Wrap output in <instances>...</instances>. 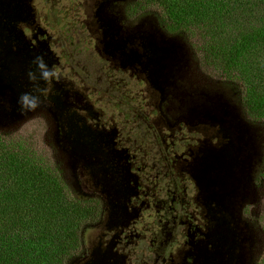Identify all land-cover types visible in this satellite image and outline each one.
Returning <instances> with one entry per match:
<instances>
[{
  "label": "rangeland",
  "instance_id": "obj_1",
  "mask_svg": "<svg viewBox=\"0 0 264 264\" xmlns=\"http://www.w3.org/2000/svg\"><path fill=\"white\" fill-rule=\"evenodd\" d=\"M235 3L247 6L239 10L244 15L229 13L225 45L245 42L248 32L264 28V0ZM162 4L0 0V131L32 143L37 159L63 174L72 189L70 194L65 190L70 203L89 199L91 191L112 196L100 177L107 170L106 157L116 149L113 143L105 145L106 138L113 142L116 137L122 147L145 156L156 133L164 132L168 144L175 137L180 154L191 150L196 155L190 159L195 163L191 174L185 171L183 195L197 202L201 232L215 235L211 250L226 252L231 264H264V119L244 111L240 103L244 93L264 91V48L240 56V65L227 74L218 72L204 63L198 49L212 32L196 31L189 39L169 34ZM38 53L56 71L53 79L40 78L33 59ZM30 72L36 74L34 81ZM26 92L40 95L37 109L22 110L19 98ZM196 165L202 168L199 177ZM203 171L211 182L220 176V185L207 194L199 180ZM99 199L81 246L56 229L54 240L73 252L62 264H107L93 258L102 247L103 231L116 227L113 218L119 209L116 200ZM74 208H68L70 218L76 216ZM237 238L245 241L241 257L235 253ZM189 244L181 236L174 251L180 250V263L190 253Z\"/></svg>",
  "mask_w": 264,
  "mask_h": 264
},
{
  "label": "trees",
  "instance_id": "obj_2",
  "mask_svg": "<svg viewBox=\"0 0 264 264\" xmlns=\"http://www.w3.org/2000/svg\"><path fill=\"white\" fill-rule=\"evenodd\" d=\"M214 1L213 5L207 0H163L162 22L169 34H186L188 39L193 32L211 31L212 36L202 39L198 49L206 65L227 74L234 64L240 65L237 63L240 56L248 55L259 46L264 48V28L256 33L248 32L245 42L225 45L230 40L227 39L229 13L244 15L239 10L245 11L247 5L237 6L235 0ZM262 78L264 83V74ZM240 103L244 111L248 110L259 120L264 119V91L254 95L244 93ZM106 139L105 145L109 147L112 140ZM108 164L113 169L117 162L114 159ZM52 170L37 159L32 143L0 131V264H62L73 252L69 245L54 240V236L59 235L56 229L74 238V246H81L82 231L88 228L86 223L94 216L98 202L93 198H79L70 203L65 190L70 194L72 189L58 169ZM70 205H75L76 214L71 218ZM64 219H68V223Z\"/></svg>",
  "mask_w": 264,
  "mask_h": 264
},
{
  "label": "flooded vegetation",
  "instance_id": "obj_3",
  "mask_svg": "<svg viewBox=\"0 0 264 264\" xmlns=\"http://www.w3.org/2000/svg\"><path fill=\"white\" fill-rule=\"evenodd\" d=\"M38 57H42L50 66L44 53H38L33 57L36 68ZM154 137L151 147L147 149L149 154L145 156L122 147L123 142L114 138L112 143L116 149L115 152L110 151L112 155L106 157V162L115 159L117 164L113 169L108 164L107 170L100 173L112 196L102 197L91 191L89 200H116L119 210L113 218L116 227L103 231L102 247L93 259H102L107 264H222L220 259L224 258L226 264H231L233 258L226 252L211 250L210 238L215 235L201 232L204 230L195 215L197 202L183 195L185 171L191 174L195 163L190 159L196 156L195 153L188 150L180 154V144L176 138L171 137L173 143L168 144L169 138L164 136V132H158ZM194 169L199 177L202 168L196 165ZM199 180L205 194L211 187L220 185L219 175L211 182L205 171ZM99 212L97 220L102 217V212ZM91 228L88 226L82 232L86 233ZM184 235L190 239L188 246L191 250L180 263V250L177 253L174 251L180 248L181 236ZM244 245L245 241L237 238L238 250L235 249V253L239 257ZM140 247L145 249L138 253L137 248Z\"/></svg>",
  "mask_w": 264,
  "mask_h": 264
},
{
  "label": "clouds",
  "instance_id": "obj_4",
  "mask_svg": "<svg viewBox=\"0 0 264 264\" xmlns=\"http://www.w3.org/2000/svg\"><path fill=\"white\" fill-rule=\"evenodd\" d=\"M37 69L40 71V78L44 81L53 79L56 76V71L50 68L42 57H38L36 60ZM29 79L34 81L36 74L34 72L29 73ZM43 92H41V95ZM40 95H33L31 92H26L19 98V104L22 110H35L40 106Z\"/></svg>",
  "mask_w": 264,
  "mask_h": 264
},
{
  "label": "water",
  "instance_id": "obj_5",
  "mask_svg": "<svg viewBox=\"0 0 264 264\" xmlns=\"http://www.w3.org/2000/svg\"><path fill=\"white\" fill-rule=\"evenodd\" d=\"M215 170V168H213V171ZM216 182H218V181H216Z\"/></svg>",
  "mask_w": 264,
  "mask_h": 264
}]
</instances>
